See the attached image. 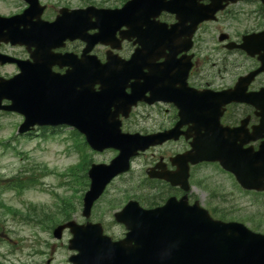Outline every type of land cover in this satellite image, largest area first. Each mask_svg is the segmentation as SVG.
Wrapping results in <instances>:
<instances>
[{
	"label": "rangeland",
	"instance_id": "1",
	"mask_svg": "<svg viewBox=\"0 0 264 264\" xmlns=\"http://www.w3.org/2000/svg\"><path fill=\"white\" fill-rule=\"evenodd\" d=\"M72 1L70 2L73 6ZM119 1L95 0V3L107 6ZM111 7H116V4ZM5 70L8 74L12 69L5 68ZM14 121H17V119L11 120L9 117H3L0 120V145L6 143L12 134L17 140L9 144L12 146V149L18 150L20 155H12V151L9 148L6 149V153L4 154L0 149V186L8 179L13 180L14 178H20V176L26 178V180H34L36 182L35 186L24 191L23 195L18 199L20 202L27 203L29 209L31 207L30 212L42 216L54 217L55 221H61V223L65 222V219H68L78 224H83L84 221L80 216V202L87 189L82 188L77 183H72L71 185V182L72 180L77 182V179L84 173V170L76 168L71 173L72 178L65 173H68L71 167L78 164L79 155L77 153H79V150L85 155H88L86 157H89L91 164H108L116 156V153L110 150L102 153L89 151L88 148L84 147L82 137L74 134L71 130L60 131L59 140L62 139L63 144L70 142L72 145L71 148L77 153L71 151V148L67 144L63 145L60 142L57 145L56 143H52V141L48 142V140L36 139L28 141L25 138L17 137L13 133L14 131H11L10 125H17ZM128 128H130L128 130L129 132H134L141 127L131 124ZM64 137L65 139H63ZM54 142H58V140H54ZM141 174V166L137 163L136 167L129 174L115 179L110 184L102 200L93 208L91 222L100 223L108 235L112 234L116 238L123 236L124 229L113 222L112 215L126 204L128 201L127 198L133 200L136 197H144L143 193H135V191L144 192L143 188L146 189L142 185ZM195 180L197 184L201 183L197 187V192L202 197L201 201L206 198L203 196H206L207 193L216 194L218 198L213 199V205L219 212L231 216L230 218H234V209L237 204L235 201H238L242 211V207L244 205L247 206L252 200L249 197L245 198L243 195L236 196L228 179L211 168L198 170ZM126 192L129 194L127 197L125 196ZM1 199L6 200L5 203L10 205V208L25 215L16 208L18 205L15 203L11 192L0 191ZM62 201L66 202L68 209V211L63 213L61 208ZM257 206L256 210L253 207L251 209L249 208L246 212L251 213L255 210L257 213H264L263 198H260V200L258 198ZM0 217L4 219V223L0 225V238L15 240L16 248H31L32 252L38 249L41 251L45 250L47 254L52 255L54 264H61L63 258L61 257L60 249H66L67 240L69 239L67 233L64 234L62 241L56 242L51 236L50 229L54 225L51 227L50 220L47 221V219H44L41 225H35V222L41 219L40 216H36L32 218L33 222L31 225L25 226L21 223V217L11 221L9 218L4 217L2 210H0ZM10 233H14L15 235ZM22 238L27 240L26 245L21 241Z\"/></svg>",
	"mask_w": 264,
	"mask_h": 264
},
{
	"label": "flooded vegetation",
	"instance_id": "2",
	"mask_svg": "<svg viewBox=\"0 0 264 264\" xmlns=\"http://www.w3.org/2000/svg\"><path fill=\"white\" fill-rule=\"evenodd\" d=\"M11 1L13 0H0V15L1 16H14L21 13L19 10L12 13H2L1 10L13 5ZM40 4L44 6L40 21L41 22H52L58 13H59V0H39ZM207 2H203V5H206ZM173 19V20H172ZM162 22L171 23L174 21V18L168 16H163L161 18ZM36 19H31L30 23L26 25V29H30L34 26ZM217 22L219 27L216 30L208 31L205 33L209 38L216 43L217 49H213L216 54L221 55V58L218 60V63L224 65L225 63L237 62L240 58H247L243 51L237 49L243 45L245 37L250 35L255 36L261 33H264V6L260 3L259 0H253L249 2L237 3L234 5H228L224 12H222ZM197 33V32H196ZM196 35V34H195ZM195 41V50L193 52V57L195 58V66L188 75V84L191 88L196 90H203L206 87H216L221 91L228 90L232 88L233 84L239 77L238 73L231 72H219L213 74L211 72L204 71L203 68H200V65L206 64L209 60L206 57H202L197 54L196 45L198 44V34ZM193 38V43H194ZM255 45L259 46L264 43V38L255 41ZM131 45V44H130ZM252 45V43H251ZM66 49L69 52L77 53L80 51L81 43L73 42V44H66ZM229 48V49H228ZM255 63L256 61L253 60ZM158 64V62H156ZM146 69L143 70V75L147 73L149 67L144 63L142 64ZM57 74L59 75V68L56 69ZM64 71H60V74H63ZM264 88V74L258 76L251 85L248 86V92H256ZM148 110L146 106H140ZM149 114L141 115L140 121H153L158 126L163 128L171 127L175 123L176 119V109L170 105H160L157 104L150 108ZM246 107L228 105L226 107L225 113L221 120V125L226 128H239L242 126V115L245 112ZM249 111L247 109L246 113ZM244 114V118L245 115ZM255 121L249 123L247 128L250 129L255 125ZM187 126L183 129L185 130ZM180 145H186L183 139ZM179 140V141H180ZM178 141V142H179ZM173 143H167L166 145L170 146ZM165 146V145H164ZM163 146V147H164ZM162 148L156 149L160 152L151 154L150 158L142 162L141 173L144 175L145 181L146 175L148 173L154 174H165L173 172L175 170L172 160L175 156H178L184 152L181 150H174V152L169 156H166V153ZM159 163V164H157ZM156 168V170H154ZM155 192L156 189H155ZM14 234V233H10ZM7 235V234H6ZM5 235V236H6ZM15 235V234H14ZM21 241L26 245V241L21 239ZM16 242L13 239L9 238H0V264H53V258H45L46 251L34 250L32 252L31 248H16ZM61 257L63 258L61 264H73L70 262V259L73 257V253L68 252L66 249H60Z\"/></svg>",
	"mask_w": 264,
	"mask_h": 264
},
{
	"label": "water",
	"instance_id": "3",
	"mask_svg": "<svg viewBox=\"0 0 264 264\" xmlns=\"http://www.w3.org/2000/svg\"><path fill=\"white\" fill-rule=\"evenodd\" d=\"M140 0H135L133 3H137ZM136 4H128L125 7V11L135 10ZM91 66L90 73L99 74V73H107L108 70H112V62L109 61L108 65L103 67ZM103 95H106L104 93ZM111 97L110 93H107ZM65 96V95H64ZM97 103V101L95 102ZM59 115L63 117L62 122L67 123L69 119H71V113L66 110V106L63 102L62 107L59 106ZM67 119V120H66ZM84 132L87 134V139L89 137V141L91 140L92 133V141L95 146H100L101 143L106 139L111 138L112 134H101L102 129L92 125L91 127L85 128ZM127 142H122V145H126ZM113 145H116L112 143ZM197 149L198 146H194ZM205 150V145H203ZM207 154L208 156H222L220 154V149L215 148L213 145L207 146ZM264 152V148L256 154V156H261ZM126 155H120L116 160H114L109 167H92L89 172V177L91 178V187L90 191L86 194L84 198V212L83 215L88 217L90 208L93 202L101 195L104 190L105 185L107 184V180L116 175V171L123 170L126 167ZM216 157H213L211 161L216 160ZM209 160V158H208ZM255 162L259 161L254 160ZM231 169V166H229ZM250 178L257 180L260 176H263V172H259V170L255 169L250 171ZM241 175V172L239 173ZM177 209L166 210V209H158L155 211H151L148 213L133 211L131 208L127 207L123 213L116 215V218L119 222L123 223L129 230L130 233L127 241L124 243V246H128L129 243H134L139 247L141 252H144V257H140L143 259V263L150 260V264H153L154 256H158L156 260L157 264H224L220 261V255H214L215 251L209 250L207 248L209 244V239L206 242H201L199 237L203 231L207 232L212 229V225H206L203 223V219L200 216V213L195 210V214L192 215L191 221H189L184 227L181 222L182 221V213L179 212L181 209L180 206L176 207ZM182 211V210H181ZM68 227L71 230V233L74 236L72 244L85 249H99V248H109L108 246H103L99 236L98 239L92 234L91 230L94 228L99 234L98 227L87 226L85 228H75L74 224H68L65 226H61L54 231V236L56 238H60L61 232L64 228ZM229 232V231H228ZM183 238H186L187 247L182 246L180 241L185 242ZM177 245V246H176ZM176 246V250L173 247ZM134 247V248H135ZM204 250H201V249ZM173 249V250H172ZM175 252V253H173ZM151 258V259H150ZM174 258H176L174 260ZM174 260L173 262H170ZM233 261H236L233 260Z\"/></svg>",
	"mask_w": 264,
	"mask_h": 264
}]
</instances>
